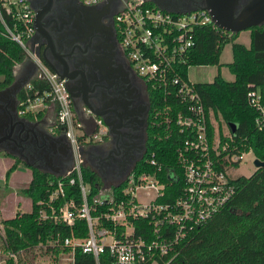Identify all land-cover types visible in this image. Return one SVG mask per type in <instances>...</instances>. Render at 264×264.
Wrapping results in <instances>:
<instances>
[{
	"label": "built area",
	"instance_id": "2783aa9c",
	"mask_svg": "<svg viewBox=\"0 0 264 264\" xmlns=\"http://www.w3.org/2000/svg\"><path fill=\"white\" fill-rule=\"evenodd\" d=\"M104 0H83L87 4H96ZM114 23L118 41L132 69L152 87L162 88L163 98L170 95L172 89L180 106L174 116V123L187 137L177 148L178 162L182 166V189L171 203L157 201L164 193V183L158 177L161 166L155 159L154 152L149 153L147 161L155 167L152 172L134 173L132 169L125 176L122 193L126 199L114 201L113 196L93 198V204L103 201L109 203L110 209L103 213L106 220L123 226L117 235L114 230L96 227L97 217H91L87 201L89 186L83 181L81 158L78 149L91 139H96L100 130L84 131L80 119L72 112L68 91L64 80L50 70L33 54L30 40L34 31L33 11L27 0H0V26L6 36L17 42L35 67L31 76L43 79L49 85V103L44 96L26 99L20 103V112L36 114L39 110L54 111L49 119L48 131L53 135L63 134L73 151V166L62 177L72 171L75 177H69V183H78L83 199L77 208L78 217L85 218L89 229L86 238L67 236L40 242L32 247L9 252L15 264L18 254L31 256V264H73L74 251L78 247L82 252L91 254L95 264L99 263L100 253L107 251L115 264H142L155 253L167 254L170 248L195 227L211 219L220 211L235 192L232 179L237 176L234 171L239 167L244 154L252 151L228 152V140L221 141L222 136L232 139V132L223 133L219 129L217 118L211 108H206L200 95L194 90V82L183 79L178 68L185 63L186 55L195 45L194 29L196 26L211 24L220 29L205 9L187 12H173L159 8L145 0H125L114 14ZM221 31L228 33L222 29ZM232 34V33H228ZM30 80L25 88H30ZM248 105L255 111L254 124L264 127V84L252 86L246 93ZM40 107V108H38ZM173 110L166 106L165 120L170 122L167 112ZM160 110H156V115ZM228 126V125H227ZM81 137V138H80ZM254 160V159H253ZM233 163H238L235 167ZM253 163V162H252ZM256 169L254 165L253 171ZM58 189L49 196L62 195V182ZM98 194V193H97ZM95 196H97L95 194ZM73 201H67L58 208L56 220L71 226L75 215ZM54 213V209L51 206ZM47 215L41 210L40 217ZM129 218H145L152 223L155 235L150 241L134 235ZM169 228L168 238L161 236V228ZM69 249L64 250V247ZM61 248L57 253L55 249Z\"/></svg>",
	"mask_w": 264,
	"mask_h": 264
},
{
	"label": "trees",
	"instance_id": "16d2710c",
	"mask_svg": "<svg viewBox=\"0 0 264 264\" xmlns=\"http://www.w3.org/2000/svg\"><path fill=\"white\" fill-rule=\"evenodd\" d=\"M3 31L0 26V89L15 80L14 66L21 64L26 56L20 45ZM248 32L249 43L245 45L236 41V33H225L209 23L196 26L195 45L188 51L186 61L180 65L178 72L183 79H187L186 74L191 66L219 65L222 50L230 43L232 61L227 66L234 75L233 81H227L218 73L211 82H194L193 88L200 95L204 106L211 108L216 117H221L226 123L236 124L237 128L232 133L231 140L228 137L221 138V141L228 140V152L252 151L255 158L264 161V127L258 129L255 126V111L250 108L246 98V93L252 86L264 84V24L253 26ZM145 84L150 105L147 138L144 154L135 163L132 172L137 174L155 170L147 161L149 153L154 152L155 159L161 166L158 177L164 183V193L157 201L171 203L182 189L183 170L178 162L177 148L187 134L180 132L174 123V116L180 106L173 94L175 89L164 99L162 88L152 87L148 82ZM49 90L46 81L33 78L30 80V88L22 87L17 98L24 101L43 95L45 102L49 103ZM166 106L173 109L167 112L171 118L170 122L165 120L166 111L163 110ZM53 107L56 111L57 107L54 104ZM156 110H160L158 115ZM41 111L35 115L30 112L23 115L34 119L36 115L41 116ZM20 163L22 162L19 159H15L8 167L4 184ZM80 165L83 181L90 189L87 201L91 217H97L96 227H106L120 235L123 226L114 224L102 216L111 205L106 201L100 204L92 202V196L98 193L102 185L101 176L82 158ZM237 165L238 163H233V166ZM71 176L75 177L73 171L62 177L31 168L30 182L20 189L22 195L31 199L30 211H17L14 216L0 221V252L5 255L7 264H15L8 256L9 252H18L20 249L55 238L62 241L67 236L86 238L89 235L85 218L77 215L76 210L82 206L83 199L78 183H69ZM58 181L62 182L63 193L49 202V196L58 189ZM232 181L235 192L220 211L179 239L167 254L155 253L142 264H264V167L256 168L249 175H237ZM124 186V179L113 185L111 195L114 201L126 199L122 193ZM70 200L75 205L71 208L75 219L73 224L68 226L54 217L59 214L58 208ZM41 210L47 215L45 218L40 217ZM129 221L136 237L146 241L155 237L152 223L148 219L129 218ZM170 229L171 227L161 228V236L168 238ZM60 249H55V253ZM63 249L69 248L65 246ZM17 256L18 263L31 264V256ZM99 263L115 264L107 251L100 253ZM73 264H95V260L91 254L76 247Z\"/></svg>",
	"mask_w": 264,
	"mask_h": 264
},
{
	"label": "flooded vegetation",
	"instance_id": "af4514ba",
	"mask_svg": "<svg viewBox=\"0 0 264 264\" xmlns=\"http://www.w3.org/2000/svg\"><path fill=\"white\" fill-rule=\"evenodd\" d=\"M27 1L33 11V54L64 80L72 112L91 132L100 130L96 139L82 146L84 162L100 176L107 173L112 180L121 182L144 154L150 109L146 84L132 69L116 33L114 14L125 0L96 4L83 0ZM145 1L186 12L215 0ZM250 1L235 0L233 15H238ZM30 62L25 58L20 65L28 63L31 71ZM17 95H0V117L6 111L13 120L19 117L24 118L23 122L38 121L37 127L49 132L44 124L49 123L55 111L47 121L27 118L20 112ZM27 125L23 123L24 128ZM8 132L7 128L0 130V152L24 163L46 164L45 158L26 141V133L19 136L24 139L19 142L15 132L7 137ZM71 160V155H66L63 162L70 164Z\"/></svg>",
	"mask_w": 264,
	"mask_h": 264
},
{
	"label": "water",
	"instance_id": "95a60500",
	"mask_svg": "<svg viewBox=\"0 0 264 264\" xmlns=\"http://www.w3.org/2000/svg\"><path fill=\"white\" fill-rule=\"evenodd\" d=\"M234 3L235 0H215L211 3L208 2V5L201 7L200 9L207 10L209 12V15L211 16L212 21L220 29L228 33L238 34L240 31L249 30V28L253 26L264 24V0H251L236 16L233 15ZM156 6L161 8L157 4ZM165 10L180 12L170 9ZM30 64L32 65L33 70L29 71L22 79L15 77V80L9 86L0 90V95H13V98L15 97L19 90L29 82L32 74L35 71L33 63L30 62ZM16 66L17 65L14 66V74ZM8 113L9 112L4 111V113L2 112L1 114L0 130L7 128L9 131L7 137H11L12 132H15L17 134L16 136L19 142H22L24 140H21L19 136L22 133H26V141L31 144L32 150L36 151L38 155L43 156L46 160L45 165L32 164L27 162L25 164L45 172H50L57 176L64 175L67 171L66 167L68 165L64 164V157L66 155H71L73 160V151L65 136L63 134L53 135L47 131L40 129L39 127H37L38 121L23 122L24 118L22 119L19 117L13 120L14 118H11ZM25 122L28 123L26 128L23 127V123ZM227 125L230 131L234 133L237 128L236 124L233 122H229L227 123ZM78 151L81 155L82 147H80ZM253 163L256 168L264 167V161L258 158H254Z\"/></svg>",
	"mask_w": 264,
	"mask_h": 264
},
{
	"label": "rangeland",
	"instance_id": "374dc122",
	"mask_svg": "<svg viewBox=\"0 0 264 264\" xmlns=\"http://www.w3.org/2000/svg\"><path fill=\"white\" fill-rule=\"evenodd\" d=\"M236 41L244 43L245 45H248L249 43V32L247 30L240 31L238 33V36L236 38ZM232 61V50L230 43L226 44L222 50V53L219 58V65H201V66H191L188 68V78L192 82H211L214 77L220 73V75L226 79L227 81H233L234 75L230 72L228 69L227 64ZM26 65L28 63L18 65L15 68V76L19 79H22L26 76V74L29 72ZM1 79V77H0ZM40 108V107H38ZM41 111V110H39ZM43 111V110H42ZM41 111V116H35L39 119H44L47 121L49 118L52 117V110L49 109L48 112ZM82 124L84 127V131L91 133V131L86 127V124ZM217 123L219 126V129L222 130L223 133H227L229 131V128L227 126V123L221 118H217ZM48 122L44 124V127H48ZM84 154L80 155V158L83 159ZM255 156L253 153L244 154L242 161L239 164V167L236 171H234V174L236 175H249L252 173L254 169V163L253 159ZM73 161H71L69 165V168L73 166ZM10 160L6 157H0V221L4 219L5 217H11L14 215V209L17 207L16 201L18 200L21 203L20 211H29L31 209V199L22 195L20 193V189L26 187L28 184L27 182V167L24 164H19V167L17 168L18 172H14L12 174V182L11 185L7 182L4 184V175L6 172V169L10 165ZM22 162V161H21ZM18 174H25L24 176H19ZM17 176V177H16ZM102 178V185L98 191L97 196H92L93 198L100 197H108L111 196V189L113 185H116L118 183V180H112L107 173L101 174ZM15 192V193H12ZM12 193L11 195H9ZM7 195V196H5ZM17 196V197H16ZM5 255L0 252V264H7L4 260ZM50 264H55L54 261H52ZM151 264H157L156 262H152Z\"/></svg>",
	"mask_w": 264,
	"mask_h": 264
},
{
	"label": "crops",
	"instance_id": "0c3cea01",
	"mask_svg": "<svg viewBox=\"0 0 264 264\" xmlns=\"http://www.w3.org/2000/svg\"><path fill=\"white\" fill-rule=\"evenodd\" d=\"M47 112V111H46ZM0 157H6L7 159H9L11 162H10V165L8 166V167H10L12 164H13V162H14V159L11 157V156H6V155H4L3 153H1L0 152ZM21 164V163H20ZM22 164H24L26 167H27V173H29L28 175H27V182L29 183L30 182V180H31V168H33V167H31V166H29V165H27V164H25L24 162H22ZM19 167V165H17V167H16V169L14 170V171H12L11 172V174H10V176H9V179H8V183L11 185V182H12V180H13V176H12V174L14 173V172H18V170H17V168ZM67 170L69 169V165H67ZM8 169V168H7ZM6 169V170H7ZM48 170V169H47ZM50 173V172H49ZM52 174V173H51ZM19 176H24L25 174H18ZM54 175V174H53ZM57 176V175H56ZM17 177V176H16ZM27 183V184H28ZM12 193H15V192H12ZM12 193H10L9 195H11ZM5 196H7V195H5ZM17 197V196H16ZM16 203H17V207L14 209V212L16 213L17 211H20V206H21V203L17 200L16 201ZM22 211V210H21ZM30 211V210H29ZM23 212H26V211H23ZM14 213V214H15ZM12 216H14V215H12ZM11 216V217H12ZM5 218H9V217H5Z\"/></svg>",
	"mask_w": 264,
	"mask_h": 264
}]
</instances>
